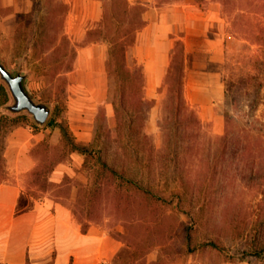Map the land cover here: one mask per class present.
Returning a JSON list of instances; mask_svg holds the SVG:
<instances>
[{
    "label": "rangeland",
    "instance_id": "rangeland-1",
    "mask_svg": "<svg viewBox=\"0 0 264 264\" xmlns=\"http://www.w3.org/2000/svg\"><path fill=\"white\" fill-rule=\"evenodd\" d=\"M196 1L201 7L216 2L220 16L211 24L210 34L220 33L222 54L207 61L209 69L220 73V133L211 129L209 121L198 119L185 126L168 122L165 76L159 87L164 97L157 131L145 132L147 114L141 126L147 140L136 143L119 138L116 116L109 119L105 111L107 80L91 64L97 52L81 57L92 66L79 67V49L90 42L89 36L81 35V29L69 32L67 5L63 9L58 0H35L38 20L46 31L30 51L25 53L29 20L16 23L9 36L0 33V60L12 72L24 73L31 96L51 108L39 126L26 111L12 113L5 108L12 102L9 91L8 102L0 107V115L24 119L22 124L33 130L47 128L43 139L29 149L36 165L25 175V189L34 197L47 192L60 196L81 222L100 223L121 239L123 246L112 264H237L243 259L264 264V251L253 253L264 244V162L252 172L244 161L231 157L238 146H226L224 157H213L218 146L212 142L227 126L237 135L238 130L260 127L264 121V0ZM136 7L141 10V5ZM181 46L179 40L174 50ZM127 62L139 66L131 59ZM256 88L259 104L251 111L249 101ZM152 104L153 100L146 99L148 109ZM187 108L195 115L193 107ZM50 118L67 125L70 134L63 136L58 125L47 123ZM176 127L189 137L175 147L164 140ZM69 138L92 148L93 153L84 158L72 150ZM53 174L59 180L52 179ZM7 178L2 160L0 183ZM74 185L76 195L70 197Z\"/></svg>",
    "mask_w": 264,
    "mask_h": 264
},
{
    "label": "crops",
    "instance_id": "crops-1",
    "mask_svg": "<svg viewBox=\"0 0 264 264\" xmlns=\"http://www.w3.org/2000/svg\"><path fill=\"white\" fill-rule=\"evenodd\" d=\"M61 1L67 5L69 32L80 33L81 29V35L101 26L104 7L109 2ZM127 2L130 6L141 5L142 25L135 32L126 58L141 67L143 96L153 100L147 111L145 132L157 131L159 106L164 97L159 87L165 80L176 42L180 40L183 45V99L195 109L197 119L211 122V129L220 133L223 129L222 114L218 111L222 96L220 73L207 67L208 60H217L222 54L223 38L218 31L210 34L211 24L220 18L217 3L209 1L201 7L196 0ZM38 17L35 0H0L2 36H9L16 23L23 20H29L30 30L37 28ZM105 44L95 40L81 46L77 63L87 68L95 64L108 83ZM94 51L97 54L92 56V65L88 58H81ZM202 55H205L204 60ZM105 104L110 119L114 109L109 99ZM45 131L47 128L33 130L29 125L19 124L5 136L2 155L8 178L0 183V264H112L123 246L121 239L108 233L100 223L81 222L60 196L47 192L34 197L26 191L25 175L36 165L29 149L43 139ZM52 179L59 180L54 174ZM75 195L74 185L70 197ZM237 264L249 262L243 259Z\"/></svg>",
    "mask_w": 264,
    "mask_h": 264
},
{
    "label": "trees",
    "instance_id": "trees-1",
    "mask_svg": "<svg viewBox=\"0 0 264 264\" xmlns=\"http://www.w3.org/2000/svg\"><path fill=\"white\" fill-rule=\"evenodd\" d=\"M60 5L66 8V4L58 0ZM140 10L134 6H130L127 0H109L105 5L101 26L87 30L89 38L86 40H102L108 45L107 57L105 61V69L108 75L107 96L113 106L114 115L117 119V129L121 132L119 138L123 137L125 142H141L147 140V134L142 131L141 126L146 119L148 106L146 107V99L143 96L144 74L140 66L132 67L126 58V51L135 39L136 30L142 25V20L135 14L139 15ZM42 21H38L37 28L30 31V38L28 47L35 44L38 38L45 34V29L42 26ZM36 29V30H35ZM56 31V30H55ZM91 36V37H90ZM57 39V33L55 35ZM54 37V38H55ZM61 40V38H59ZM179 43L177 40L176 45ZM175 45V47H176ZM183 46V45H182ZM177 48L173 51L171 60L166 72L167 84V103L165 107L169 111L168 122L173 121L180 126L190 122H197L198 119L194 116H189L190 113L187 105L183 99L182 85H183V47ZM71 67L68 66V69ZM259 89L253 91V97L249 101V108L251 111L256 109L259 104L258 100ZM9 100V93L6 86L0 82V107L4 106ZM26 122L28 119L25 118ZM256 122L259 121L255 118ZM24 119L6 115H0V164L3 159L2 149L4 146V139L7 133L16 125L25 123ZM50 125H58L62 131L63 136L70 134L69 127L57 122L54 118H50L48 122ZM260 127L250 129H240L237 135L228 126L221 135L215 136L212 142L220 148L215 147L213 157L227 154L224 150L226 146L236 148L230 152L234 159L244 161L252 172L259 168L256 164L264 162V121H260ZM35 127L36 125L33 124ZM189 137L186 131H179L177 127L168 131L165 137V142H173L176 147L180 140H185ZM73 151L81 153L84 158L93 153V149L85 144H80L69 138V142ZM189 148V145H186ZM85 161V160H84ZM101 164L109 170L116 172V170L108 166L107 162L100 161ZM263 166V164H262ZM264 167V166H263ZM264 169V168H263ZM132 181L144 190L149 187L143 186L137 180ZM260 250H255L253 253L259 255L264 251V244L260 246Z\"/></svg>",
    "mask_w": 264,
    "mask_h": 264
},
{
    "label": "water",
    "instance_id": "water-1",
    "mask_svg": "<svg viewBox=\"0 0 264 264\" xmlns=\"http://www.w3.org/2000/svg\"><path fill=\"white\" fill-rule=\"evenodd\" d=\"M26 75L19 71L12 72L0 61V79L6 84L12 97V102L5 108L12 113L26 111L37 125L46 122L50 114V106L43 102L35 100L24 85Z\"/></svg>",
    "mask_w": 264,
    "mask_h": 264
}]
</instances>
